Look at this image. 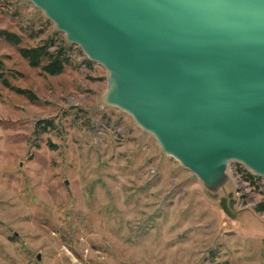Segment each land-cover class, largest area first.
<instances>
[{
	"label": "rangeland",
	"instance_id": "obj_1",
	"mask_svg": "<svg viewBox=\"0 0 264 264\" xmlns=\"http://www.w3.org/2000/svg\"><path fill=\"white\" fill-rule=\"evenodd\" d=\"M0 29L21 39L0 37L3 75L35 95L0 82V264H264V192L246 166L207 190L102 102L105 68L30 0H0ZM48 40L69 49L59 74L18 50Z\"/></svg>",
	"mask_w": 264,
	"mask_h": 264
},
{
	"label": "water",
	"instance_id": "obj_2",
	"mask_svg": "<svg viewBox=\"0 0 264 264\" xmlns=\"http://www.w3.org/2000/svg\"><path fill=\"white\" fill-rule=\"evenodd\" d=\"M30 2L105 68L102 102L207 190L232 161L264 177V0Z\"/></svg>",
	"mask_w": 264,
	"mask_h": 264
},
{
	"label": "trees",
	"instance_id": "obj_3",
	"mask_svg": "<svg viewBox=\"0 0 264 264\" xmlns=\"http://www.w3.org/2000/svg\"><path fill=\"white\" fill-rule=\"evenodd\" d=\"M0 37L14 44H18L21 40L19 35L5 29H0ZM50 46H53L54 48L50 50ZM18 50L20 55L27 60L31 67H39L43 72L50 75L61 73L64 70L65 65L69 63V49L65 47L64 43H58L55 45L53 41L48 40L31 47H19ZM84 62L87 65L92 64L88 59H86ZM1 68L2 63L0 61V82L4 86L10 87L18 93L26 94L31 100L35 99V95L31 91L10 85L8 79L3 75ZM44 122L45 124L48 123V121ZM45 124H43L44 128ZM242 175L245 180H247L253 186L257 185L252 173L245 170ZM259 178L260 177H257V179ZM257 186L264 192V185ZM261 206L263 209L264 205Z\"/></svg>",
	"mask_w": 264,
	"mask_h": 264
},
{
	"label": "built area",
	"instance_id": "obj_4",
	"mask_svg": "<svg viewBox=\"0 0 264 264\" xmlns=\"http://www.w3.org/2000/svg\"><path fill=\"white\" fill-rule=\"evenodd\" d=\"M244 173V171H240V174H243ZM252 175H253V177H254V180H255V182H256V184L257 185H264V177H262V176H258V175H255V174H253L252 173ZM257 177H260L259 179H257ZM247 181V180H246ZM248 182V181H247Z\"/></svg>",
	"mask_w": 264,
	"mask_h": 264
}]
</instances>
